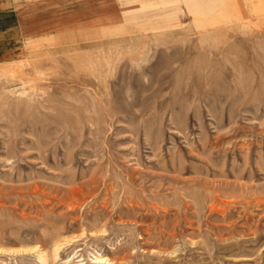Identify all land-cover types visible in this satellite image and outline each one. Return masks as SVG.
<instances>
[{
    "label": "rangeland",
    "instance_id": "rangeland-1",
    "mask_svg": "<svg viewBox=\"0 0 264 264\" xmlns=\"http://www.w3.org/2000/svg\"><path fill=\"white\" fill-rule=\"evenodd\" d=\"M125 8L0 61V264H264V0Z\"/></svg>",
    "mask_w": 264,
    "mask_h": 264
},
{
    "label": "crops",
    "instance_id": "crops-1",
    "mask_svg": "<svg viewBox=\"0 0 264 264\" xmlns=\"http://www.w3.org/2000/svg\"><path fill=\"white\" fill-rule=\"evenodd\" d=\"M132 0H0V61H11L29 43L119 23Z\"/></svg>",
    "mask_w": 264,
    "mask_h": 264
},
{
    "label": "bare ground",
    "instance_id": "bare-ground-1",
    "mask_svg": "<svg viewBox=\"0 0 264 264\" xmlns=\"http://www.w3.org/2000/svg\"><path fill=\"white\" fill-rule=\"evenodd\" d=\"M98 260H100V259H98Z\"/></svg>",
    "mask_w": 264,
    "mask_h": 264
}]
</instances>
